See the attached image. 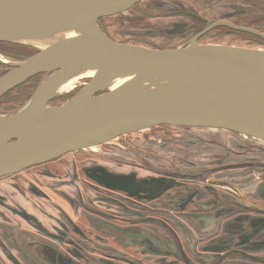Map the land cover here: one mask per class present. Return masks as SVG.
Here are the masks:
<instances>
[{
	"label": "flooded vegetation",
	"instance_id": "1",
	"mask_svg": "<svg viewBox=\"0 0 264 264\" xmlns=\"http://www.w3.org/2000/svg\"><path fill=\"white\" fill-rule=\"evenodd\" d=\"M196 1L140 0L127 11L144 16L143 7L158 5L169 18L156 28L165 42L149 40L151 47H176L193 38L212 42L205 39L212 33L238 35L227 25L209 28L210 20L264 32V0H205L203 10ZM253 10L255 18L243 14ZM0 66L6 68L0 75L11 68ZM105 143L0 177V264H157L160 257L149 250L172 249L159 244L161 217L171 219L172 227L174 217L210 216L216 224L233 217L232 232L239 234L225 235L227 222L225 245H239L252 260L245 248H264V140L224 128L158 124ZM171 231L176 235L175 227ZM185 233L200 259L207 243Z\"/></svg>",
	"mask_w": 264,
	"mask_h": 264
},
{
	"label": "water",
	"instance_id": "2",
	"mask_svg": "<svg viewBox=\"0 0 264 264\" xmlns=\"http://www.w3.org/2000/svg\"><path fill=\"white\" fill-rule=\"evenodd\" d=\"M138 1L0 0V42L36 48L23 59H0L11 66L0 75V97L43 73L17 110L0 113V177L158 124L224 128L264 140V49L196 38L151 47L118 41L99 26L101 17ZM209 24L264 38L263 31L227 19ZM56 32L63 36L45 40ZM76 72L91 75L70 98L53 104ZM117 78L121 82L110 87ZM179 232L185 241L175 240L171 250H149L160 257L157 264L196 254L186 231ZM215 247L201 262L211 264L228 246Z\"/></svg>",
	"mask_w": 264,
	"mask_h": 264
},
{
	"label": "rangeland",
	"instance_id": "3",
	"mask_svg": "<svg viewBox=\"0 0 264 264\" xmlns=\"http://www.w3.org/2000/svg\"><path fill=\"white\" fill-rule=\"evenodd\" d=\"M196 4L198 7L199 6L203 7L205 4V0H197ZM157 6H152V5L147 6L146 5L145 7H143L144 12L147 13V15L145 14L144 16L137 15L138 11H136V9H134L132 12L135 13L134 16L137 15L136 17L130 15L131 11H127L126 14L121 13V14H117V15L105 16L101 19V23H102V25L104 24V27H105L106 31L108 32V34L118 41H128V42L136 41L139 44H143V45H147V46L151 45L150 44L151 42L149 40H154L155 42H159V43H161L164 40V42H165V39L162 38V36H160L159 34H157V31L150 32V29L160 27L161 24H163V22H165L166 20L169 19L165 16L166 14L163 15L161 13V9H159ZM200 9L203 10L204 7L200 8ZM221 11H222V9H220V11H219V14H218L219 16L221 14ZM248 12H249V16L253 17V15H255L254 12H257V11H254V10L253 11H246L243 14L246 15V14H248ZM210 15L213 16L211 13H210ZM218 15H216V16H218ZM253 18H255V17H253ZM252 21H254V20H252ZM255 21H257V20H255ZM256 23L260 24V22H258V21ZM262 25H264V23ZM138 28H140L139 32L136 33L135 30ZM218 30H220V29H218ZM166 39H168V38H166ZM205 39H207L208 41L215 40L212 42H216V40H220V41H222L224 43H228V44L248 46V43H246L244 41V39H242L238 35H231L230 34V35L226 36V35H219V33L218 34L212 33L210 35H207L205 37ZM241 39H242V41H241ZM166 41H169V40H166ZM252 46H257L260 49H264V42L263 43L258 42V43H256V45H252ZM2 55L3 54H0V58H2V59H6V60L11 59L7 55H3V56ZM5 69L6 68H4V66H0V72L4 71ZM80 80L81 79H78L76 81L77 83L75 84V86L72 89L64 90V91L60 92L59 94L69 92V91L73 90L74 88L79 87L80 85H83V83H85L86 80H88V77H85V79H83V81H81V82H80ZM22 104L15 103L14 101H11V100H3L0 102V113L14 112ZM12 109H13V111H11ZM113 141H114V139H111L109 141H106V143L105 142L104 143L107 145H113V143H112ZM101 148L105 149V147H103V146ZM181 217H183V216H181ZM177 219H180V218L177 217ZM164 221H165V224H164L165 229H169L168 224L170 226H172L169 223V221L171 222V219L164 218Z\"/></svg>",
	"mask_w": 264,
	"mask_h": 264
},
{
	"label": "crops",
	"instance_id": "4",
	"mask_svg": "<svg viewBox=\"0 0 264 264\" xmlns=\"http://www.w3.org/2000/svg\"><path fill=\"white\" fill-rule=\"evenodd\" d=\"M207 199L209 200L210 198H207ZM163 218L164 217H161V219L164 221ZM174 221L177 222V224L172 223L173 227H175L177 230V232L175 233L176 235L172 233L171 228L173 227L170 226L169 224L168 225H169L170 231L168 229H165V226L163 224L161 223L159 224L160 234H156V235L159 236L160 242L159 241L158 242L161 246L166 245L169 247L170 244L175 245L176 244L175 240H178V241L181 240L182 242L185 241V239L182 237L183 235H181V233L179 232L181 229L184 230L183 224H185V222H186V227H187L185 228L186 229L185 231L190 230L192 235L194 236L196 235L199 237L201 236L202 237L201 240L207 243V245L204 248L205 251L203 255L199 256L200 259L195 258L196 254L188 253L189 255L188 258L190 259V263H187L184 260H182V261H179L178 264H207V262H201V261L209 257L207 254H210V253L208 252H213V251H210V248H208L211 246L210 245L211 243L218 248L228 246L226 247L227 251L218 253L219 255L217 258H214L211 261H209V263L211 264H247V263L249 264L250 261H252L253 264H264V249H257L254 251L252 250L253 249L252 247L245 248L247 253L251 252L253 256L252 258H254V260H252L250 258H247L248 256L246 257V255L243 252V249H240V247H238L239 245H235L232 242H231L232 244L228 243L229 245H225L226 243L222 237L224 236L222 235L224 234L223 227H225V224L227 222L234 221L233 217L225 218L221 220L218 224L215 223L216 219L210 216H204V217L190 216V217H184L180 219H177V217H174ZM196 224L201 227V231L197 229ZM232 228H234V226L232 225V222H231L228 224V228H226L227 230H225L226 232L225 235L234 236V235L239 234V232H232V231H235V230H232ZM195 230L197 231V233L195 232ZM187 237H191V235H187ZM125 247L129 249L135 248L133 245H130V243H127ZM234 248H239V249H234ZM258 248H261V247H258ZM225 252H230L231 254L223 258L222 255ZM257 256L262 257V259L257 258Z\"/></svg>",
	"mask_w": 264,
	"mask_h": 264
},
{
	"label": "trees",
	"instance_id": "5",
	"mask_svg": "<svg viewBox=\"0 0 264 264\" xmlns=\"http://www.w3.org/2000/svg\"><path fill=\"white\" fill-rule=\"evenodd\" d=\"M103 18V17H102ZM101 18V19H102ZM101 21V20H100ZM100 26V25H99ZM102 28V26H101ZM105 30V29H104ZM135 32H139V30H135ZM236 34L240 36L246 43H248V46L256 45V43L264 42V38L250 33V32H245V31H236ZM241 39V41H242ZM243 41V42H244ZM123 42H128V41H123ZM4 44L3 51L6 53V55L14 57L15 59H23L29 55H31L34 50H36L35 47L27 44H20V43H9V42H1ZM129 43H137L138 42H129ZM42 75L38 74L34 77H31L28 79L26 82L23 84L13 88L12 90L8 91L6 94H4L2 97H0V102L3 100H11L14 101L15 103L22 104L28 97L31 95L32 90L36 87L37 83L41 79ZM81 87L74 88L73 90L60 94L57 97H55L51 102L53 104H59L66 99L70 98L77 90Z\"/></svg>",
	"mask_w": 264,
	"mask_h": 264
},
{
	"label": "bare ground",
	"instance_id": "6",
	"mask_svg": "<svg viewBox=\"0 0 264 264\" xmlns=\"http://www.w3.org/2000/svg\"><path fill=\"white\" fill-rule=\"evenodd\" d=\"M62 36L63 35L60 32H56V33H52L49 36H47V38L45 40L47 42H51V41H54V40H56ZM90 75H91V73H88V72H76V73H74L65 83H63V85L59 88L58 92L60 93L64 90L72 89L75 86V84L77 83L76 81L78 79H81L80 80V82H81V81H83V79H85V77H89ZM120 82H121V79H119V78L114 79L113 81H111L109 86L110 87L117 86Z\"/></svg>",
	"mask_w": 264,
	"mask_h": 264
}]
</instances>
